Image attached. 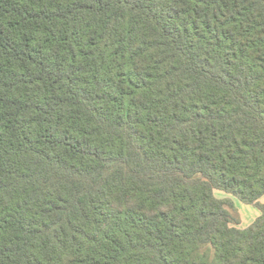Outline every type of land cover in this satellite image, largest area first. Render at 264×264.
I'll use <instances>...</instances> for the list:
<instances>
[{
    "label": "trees",
    "instance_id": "obj_1",
    "mask_svg": "<svg viewBox=\"0 0 264 264\" xmlns=\"http://www.w3.org/2000/svg\"><path fill=\"white\" fill-rule=\"evenodd\" d=\"M263 197L264 0H0V264H264Z\"/></svg>",
    "mask_w": 264,
    "mask_h": 264
},
{
    "label": "crops",
    "instance_id": "obj_2",
    "mask_svg": "<svg viewBox=\"0 0 264 264\" xmlns=\"http://www.w3.org/2000/svg\"><path fill=\"white\" fill-rule=\"evenodd\" d=\"M261 202L264 203V197L261 199ZM246 206V205H245ZM251 206L247 207L245 210H247V215L244 217L242 214L240 216L241 219V225L240 228H246L250 226L260 215L259 211L255 208H252Z\"/></svg>",
    "mask_w": 264,
    "mask_h": 264
},
{
    "label": "rangeland",
    "instance_id": "obj_3",
    "mask_svg": "<svg viewBox=\"0 0 264 264\" xmlns=\"http://www.w3.org/2000/svg\"><path fill=\"white\" fill-rule=\"evenodd\" d=\"M216 196L219 197V198H225V197H230L228 195H226L225 193L223 192H216ZM232 198V197H230ZM232 200L234 201L235 203V206H236V209H237V213L239 214V216H241V214L246 217L247 215V210L244 211V209H246L247 207L249 206H245L244 204H242L240 201L232 198ZM253 208V207H252ZM251 208V209H252Z\"/></svg>",
    "mask_w": 264,
    "mask_h": 264
}]
</instances>
